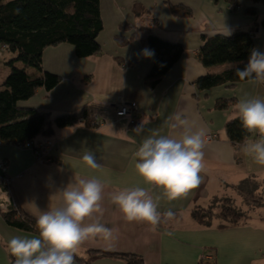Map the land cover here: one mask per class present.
Instances as JSON below:
<instances>
[{"label": "crops", "instance_id": "obj_1", "mask_svg": "<svg viewBox=\"0 0 264 264\" xmlns=\"http://www.w3.org/2000/svg\"><path fill=\"white\" fill-rule=\"evenodd\" d=\"M179 4L191 8L192 15L174 14L172 6ZM101 14L104 28L98 40L102 53L79 58L69 43L47 47L45 70L59 74L62 80L51 91L40 88L21 102L22 106L53 114L96 106L100 123L56 127L52 135H38L34 147L0 142V163L7 162L16 201L37 218L42 211L64 206L60 190L69 183L95 178L104 186L103 215L94 214L86 218L85 224L99 218L114 230V238L88 239L78 247V257L89 258L88 250H100L139 254L144 264H201V255L211 254L214 264H264L262 216L251 214L244 223L227 228L206 226L192 216L195 207L206 206L213 197L234 194L232 185L242 179L252 176L264 180V165L244 151L246 145L264 141L258 138L259 130H253L244 143L233 144L225 124L235 114L231 109L216 107L219 99L237 98L238 103L246 97L264 99V82L246 80L232 87L218 85L209 90H200L196 85V79L208 71H222L233 65H216L209 70L198 61L196 52L203 34L229 36L252 30L254 48L264 53V2L101 0ZM122 24L129 28L122 29ZM142 24L151 25L157 34L181 43L184 48L182 57L156 87L145 81L155 53L139 37L127 45L116 41L118 34L130 36ZM145 49L153 55L145 56ZM88 75L91 79L85 81ZM121 100L136 103L132 116L118 117ZM176 115L186 119L192 131L217 133L218 138L206 141L204 137L202 183L186 196L168 200L162 189L147 184L137 172L135 152L151 130L181 137L185 126L172 127L177 123ZM141 124L144 130L137 135L133 130ZM39 149L41 156L36 153ZM85 151L95 155L98 167L92 168L83 161ZM135 187L145 188L154 201L159 197L158 211L162 214L171 210L173 217L157 226L128 222L111 195ZM13 236L38 234L8 225L0 213V264H13L7 247Z\"/></svg>", "mask_w": 264, "mask_h": 264}, {"label": "trees", "instance_id": "obj_2", "mask_svg": "<svg viewBox=\"0 0 264 264\" xmlns=\"http://www.w3.org/2000/svg\"><path fill=\"white\" fill-rule=\"evenodd\" d=\"M172 11L180 16L192 15V9L181 4L173 5ZM103 28L101 0H0V58L5 50L12 53V58L6 61L8 74L0 82V142L29 147L28 143L38 135H52L56 127L78 123L97 126L100 123L96 106L86 105L77 112L53 114L22 106L21 102L30 99L40 88L51 91L62 80L59 74L45 70L44 51L47 47L69 43L79 58L100 54L102 47L98 37ZM121 28L127 30L129 25L122 24ZM135 37H139L155 53L145 81L147 85L156 87L182 57L183 45L163 38L148 24L140 25L130 36L118 34L116 41L119 45H127ZM254 37L252 30L238 31L229 36L203 34L196 52L198 60L209 70L216 65H233L222 71H208L196 79L197 87L209 90L218 85L232 87L242 82L235 74V68H243L247 64L255 47ZM90 79V75L84 77L85 81ZM237 105V98L216 102L217 108L231 109L235 114L225 124L226 134L235 145L244 143L252 133L243 126ZM263 182L257 177H246L232 185L235 197L226 196L235 205L224 204V198H219L222 202H215L218 198L213 197L206 206L195 207L192 216L201 224L219 228L244 223L251 214L264 218ZM0 187L9 193L12 200L7 208L0 207L4 221L12 227L39 235L37 218L26 212L12 194L7 162L0 163ZM239 198L240 202L236 203ZM163 214L159 225L167 221ZM87 253L89 258H80L75 254V264H90L92 258L100 256L122 259L127 264H144L141 255L130 252L88 250ZM202 255L201 264H214L213 260H204ZM10 259L15 264L16 257L11 254Z\"/></svg>", "mask_w": 264, "mask_h": 264}, {"label": "clouds", "instance_id": "obj_3", "mask_svg": "<svg viewBox=\"0 0 264 264\" xmlns=\"http://www.w3.org/2000/svg\"><path fill=\"white\" fill-rule=\"evenodd\" d=\"M226 34H230L227 33ZM145 56L153 55L145 49ZM240 80L264 82V53L253 48L247 64L236 67ZM243 126L248 131L258 129L264 134V99L251 97L240 99L238 105ZM172 127L185 126L179 138L162 135L156 130L144 137L135 152L137 172L144 181L163 190L168 200H175L202 183L201 173L205 168L203 130L192 131L188 121L175 116ZM143 124L133 131L143 132ZM244 151L253 154L255 161L264 165V141L245 146ZM83 161L92 168L98 167L95 155L85 151ZM103 184L98 179H76L62 190L64 206L42 211L36 219L38 236H13L8 241L10 253L16 257L15 264H75L78 247L90 238H114V230L106 227L97 218L85 224L94 214L103 215ZM111 200L123 212L128 222H148L157 226L162 215L158 211L159 197H153L143 187L125 189L111 195ZM169 210L163 218L171 219Z\"/></svg>", "mask_w": 264, "mask_h": 264}, {"label": "rangeland", "instance_id": "obj_4", "mask_svg": "<svg viewBox=\"0 0 264 264\" xmlns=\"http://www.w3.org/2000/svg\"><path fill=\"white\" fill-rule=\"evenodd\" d=\"M217 34V33H216ZM208 35V34H207ZM212 35H215V34H212ZM212 35H210V36H212ZM198 50V49H197ZM197 57V56H196ZM10 58H12V53H9L8 51H4V56L3 57H1L0 58V82H2L5 78H6V76H7V74H8V71H9V69H8V65L6 64V61L8 60V59H10ZM198 59V58H197ZM199 61V60H198ZM200 62V61H199ZM207 68V67H206ZM200 77V76H199ZM198 77V78H199ZM207 135L208 134H206L205 135V139H206V141H212V140H214V139H216V138H218V134L216 133L215 135V137H213V138H207ZM264 135V134H263ZM258 136L260 137L261 136V133L260 132H258ZM261 138H264V136H262ZM253 181H248V183H252ZM263 186H264V182H263ZM5 192V190L4 189H2L1 191H0V200L1 199H5V200H7V195H9L8 193H7V195L4 193ZM231 197H235L236 196V192H234V194H232V195H230ZM9 198V197H8ZM218 199L215 201V202H217V201H219V202H222V200H219V198H224V200H223V203L224 204H231V205H235L234 203H233V201H232V199L231 198H228V197H226V196H221V197H217ZM10 200V199H9ZM4 202H6V201H3V203ZM240 202V198H239V200L237 199L236 200V203H239ZM207 258H212V255L210 254L209 256H207L206 257V259H204V260H209V259H207ZM92 259H94V258H92ZM92 259H90L89 261H91ZM213 262H214V259H213ZM210 264V263H209Z\"/></svg>", "mask_w": 264, "mask_h": 264}, {"label": "built area", "instance_id": "obj_5", "mask_svg": "<svg viewBox=\"0 0 264 264\" xmlns=\"http://www.w3.org/2000/svg\"><path fill=\"white\" fill-rule=\"evenodd\" d=\"M119 109L116 111V114L118 115V117H120V116H132L133 114H134V112H136V107H137V105H136V103L135 102H133V103H131V104H127L125 101H123V100H121L120 102H119ZM216 135H215V133H210V134H208L207 135V138H213V137H215ZM262 136H264L263 134H261V136L260 137H262ZM28 145H29V147H34V143L33 142H29L28 143ZM41 151H40V149L39 150H36V153L39 155V156H41L42 155V153H40ZM2 190V188L0 187V191ZM6 195H7V191L5 190V192H4ZM9 194V193H8ZM8 196V195H7ZM10 196V195H9ZM3 201H6V202H4L3 203ZM11 201L12 200H9V198H7V200H5V199H1L0 200V207L1 208H7L10 204H11ZM210 254H205V255H202V257L204 258V259H206V257L207 256H209ZM75 259H76V256H75ZM207 259H209V260H213V256H212V258H207Z\"/></svg>", "mask_w": 264, "mask_h": 264}, {"label": "water", "instance_id": "obj_6", "mask_svg": "<svg viewBox=\"0 0 264 264\" xmlns=\"http://www.w3.org/2000/svg\"><path fill=\"white\" fill-rule=\"evenodd\" d=\"M90 264H127L124 260L111 256H100L94 258Z\"/></svg>", "mask_w": 264, "mask_h": 264}]
</instances>
